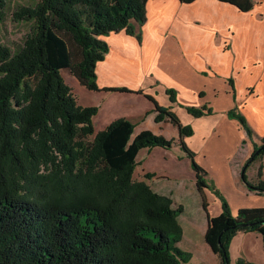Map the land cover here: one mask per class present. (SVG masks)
I'll return each instance as SVG.
<instances>
[{"label": "trees", "instance_id": "1", "mask_svg": "<svg viewBox=\"0 0 264 264\" xmlns=\"http://www.w3.org/2000/svg\"><path fill=\"white\" fill-rule=\"evenodd\" d=\"M147 2L36 0L14 15L31 24L25 38L12 47L0 37V264H190L191 254L179 247L182 207L134 177L141 149H170L175 139L150 129L135 134L137 123L126 117L97 132L100 107L79 104L62 74L67 69L85 87L99 90L97 63L109 51L102 36L126 30L142 41ZM167 93L174 102V89ZM146 96L155 104V121L169 120L179 129L198 188L221 199L216 216L204 204L205 238L222 264H231L229 248L238 232L256 231L264 240V207H242L234 214L185 141L194 128L171 106ZM186 108L196 117L213 113L207 105ZM228 115L253 139L237 107ZM263 155L264 136L242 167L247 186L261 194L264 180L252 182L247 171Z\"/></svg>", "mask_w": 264, "mask_h": 264}, {"label": "crops", "instance_id": "2", "mask_svg": "<svg viewBox=\"0 0 264 264\" xmlns=\"http://www.w3.org/2000/svg\"><path fill=\"white\" fill-rule=\"evenodd\" d=\"M250 20L252 24L246 23ZM261 24L264 15L244 12L240 0H148L142 41L126 30L102 36L109 51L96 67L100 89L95 91L128 92L105 90L124 86L137 95L156 97L164 92L161 104L171 106L183 124L194 128V134L186 136L185 141L195 152L197 162L207 170L209 184H215L227 197L234 214L242 207H264V193L251 190L242 178V167L253 152L254 143L260 144L264 136V30H254ZM168 88L175 91L174 102ZM203 105L213 108V113L196 117L186 108ZM235 107L254 130L253 139L238 119L228 115ZM150 109H146L147 116L142 112L123 117L136 120L135 134L150 129L167 137L162 127L168 125L169 137L178 142L180 151L170 156L177 144L170 149L157 146L164 159L175 163L158 172L155 167L144 165L146 157L139 158L142 150L151 154L157 147L143 148L137 155L136 171L140 177L147 173L153 174L152 179L168 177V182L149 184L171 197L175 208L182 207L178 216L183 230L179 247L191 254L190 264H222L205 238L208 212L219 215L222 201L211 189L198 188L191 160L179 144V129L169 120L154 119V123L148 116L152 113L155 117ZM243 145H248V153L241 157ZM180 164L187 168V174L180 172ZM254 166L256 175L248 178L252 182L264 180V155ZM229 254L231 264L240 259L243 264H264L263 236L256 231L238 232Z\"/></svg>", "mask_w": 264, "mask_h": 264}, {"label": "rangeland", "instance_id": "3", "mask_svg": "<svg viewBox=\"0 0 264 264\" xmlns=\"http://www.w3.org/2000/svg\"><path fill=\"white\" fill-rule=\"evenodd\" d=\"M3 6L0 5V37L2 41L12 47H16L18 43H20L25 36L31 30V24L26 21H17L14 18L15 12L18 7L22 5H34L36 0H3ZM239 1V0H238ZM241 8L244 12L247 11H256V13L261 12L264 15V0H240ZM258 8V10H257ZM262 17V15L260 16ZM240 24L244 21L241 19ZM246 23L252 24L251 20L246 21ZM258 28H260L261 32L264 30V24H261L260 27H254L255 32H257ZM255 39L258 43L259 39L255 35ZM241 44V42H240ZM62 74L66 80V82L72 87L73 93L77 97L78 103L87 106V105H99L100 110L99 113L94 117V125L95 130L98 132L100 130H104L110 123H112L117 118L123 116H136L137 113H145L146 109L154 107V102L148 99V97L144 95H137L131 92H98L95 90H90L89 88L82 85L78 79L67 69H63ZM137 92V91H136ZM158 104H161L164 101V92H159L157 95H154ZM106 97H110L106 99ZM150 109V110H151ZM149 118L154 122V114L150 113ZM136 118V117H135ZM134 120V119H132ZM136 121V120H134ZM155 123V122H154ZM151 124V123H150ZM152 125V124H151ZM167 131V137L170 136V130L168 125H164ZM170 138V137H169ZM177 146L173 148L170 152V156L178 153L180 147H178V142L175 140ZM244 147L241 149V157H244L248 153V145H243ZM158 150H153L151 154H148L147 150H142L139 154V158L146 157L144 165L153 166L156 168L158 172H162L164 168H172L171 165H175L173 160L168 161V158H163V153L160 147L154 148ZM182 151V150H181ZM198 161V160H197ZM182 163V162H180ZM255 162L248 169L249 178H253L256 175L254 172ZM142 166H139L138 170L141 169ZM180 172L187 174V168L180 164ZM264 170V169H263ZM136 171V169H135ZM193 171V170H191ZM134 177L136 180H145L151 185L155 186L157 182H168L166 180L168 177H160L158 179H152V177H140L138 171L134 172ZM141 178V179H139ZM224 195V194H223ZM225 196V195H224ZM226 197V196H225ZM227 198V197H226Z\"/></svg>", "mask_w": 264, "mask_h": 264}]
</instances>
